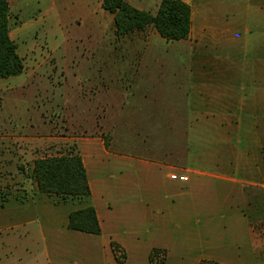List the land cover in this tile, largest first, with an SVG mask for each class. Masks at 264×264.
Here are the masks:
<instances>
[{"label":"crops","instance_id":"1","mask_svg":"<svg viewBox=\"0 0 264 264\" xmlns=\"http://www.w3.org/2000/svg\"><path fill=\"white\" fill-rule=\"evenodd\" d=\"M30 1L38 6L42 2L9 0L10 34L21 57L17 38L22 26L17 23L14 32L12 28ZM54 1L61 18L71 12L99 26L108 20L115 33L114 16L103 8V0ZM183 1L191 5L188 0ZM239 1L232 3L231 27L220 25L218 12L201 9V27L197 33L192 9L190 35L178 40L186 44L172 48L188 54L189 60L167 64L174 70L184 67L182 87L168 88L170 107L144 108L160 95L152 85L153 77L146 81L149 87L133 84V89L125 90L127 104L118 115L113 114L114 124L106 130L113 133L108 146L103 132L81 125H75L77 130H70L69 126L49 130L54 131L51 137L13 135L8 140L6 147H11L8 151L15 150L25 160L38 150L65 149L82 156L91 188V204L101 225V234L80 231L82 235L77 238L79 250L88 260L94 258L100 243L102 258L109 264H151L150 255L155 248L166 251L164 264L172 258L178 264L203 261L264 264V32H257L252 25L256 21L264 22V0L248 3L246 7L241 5L244 0ZM128 2L148 11L139 0ZM160 3L157 0L156 11ZM217 4L220 12L228 9L222 3ZM242 21L247 23V28L236 26ZM148 33L147 28L139 29L121 35L120 39L129 36L147 39V44L135 46L151 45L150 36L163 41L155 28L150 36ZM196 37L198 42L194 43L192 39ZM25 52L28 61L23 59L24 72L0 78V89L13 86L14 77L31 73L26 70L27 64L36 68L42 63L40 58L31 57L34 52L31 47ZM30 61L35 65H30ZM115 69L128 67L118 64ZM91 94V100H95V91ZM132 102L141 104L134 106ZM130 133L136 142L128 140ZM152 133L165 134L168 138L146 140ZM141 135L143 141L138 139ZM11 157H6V161L12 162ZM167 170L172 171L170 177L187 175L188 180L171 178L172 184L162 188ZM7 173L10 175L1 178L0 187L5 189V184H10L6 196L9 209L25 214V204L20 199L33 200L55 226L64 223L66 216L69 218L77 209L71 200L55 203L39 191L37 181L28 182L18 171ZM162 189H166L165 195ZM60 207H65V214ZM27 224L0 221V233H7L6 239L0 241V261L13 260L17 255L21 259L35 250L32 240L26 239L30 233ZM43 241V251L48 256H58L63 249L62 235L58 232L44 235ZM113 242L126 254L122 263L115 257Z\"/></svg>","mask_w":264,"mask_h":264},{"label":"rangeland","instance_id":"2","mask_svg":"<svg viewBox=\"0 0 264 264\" xmlns=\"http://www.w3.org/2000/svg\"><path fill=\"white\" fill-rule=\"evenodd\" d=\"M139 1L145 5L148 11L157 12V0ZM188 1L194 12L196 33L201 27L202 11L205 9L214 13L218 12L217 19L220 20V25L231 27L233 21L232 3L235 0ZM257 1L244 0L241 5L246 7L248 3L254 4ZM29 3L30 5L18 15V22L12 30L14 32L17 23L18 26H22L17 43L25 62L28 61L25 49L31 47L34 50L30 54L31 57L40 58L42 63L37 64L36 68H29L27 64L26 70H30L31 73L27 71L26 75L22 77H14L12 79L13 86L0 89V180L2 177L10 175L7 171L15 170L27 178L28 182L34 183L36 179L33 168L36 159L67 154L70 151L65 149L38 150L31 159L25 160L20 154H16L15 150L8 151L11 147L6 146L10 143L8 140L11 136L51 137L56 129L62 128L61 126H69L70 130H77L78 127L76 128L75 125H81L83 128L103 132L101 135L105 143L108 141L109 144L113 139V133L106 130L111 129L110 126L114 124L116 118L113 114L118 115L120 108L127 104L124 97L126 96L125 90L133 89V84V86L149 87L150 84L146 85V81L153 77L152 85L154 84L155 88H158L159 92L157 93L160 95H156L155 102L149 103L144 108L168 109L171 104L167 99L169 97L168 88L182 87L184 67L174 70L167 64L175 61H188L189 56L172 49L174 46L186 44L185 41L182 43L178 40L167 41L160 37L163 39L162 41L150 36L152 31L154 32L153 26L146 27L151 45L135 46V44H147V39L135 36L120 39V36L114 33L108 20L99 26L92 20L79 19L71 12H67L61 18V14L56 10L57 4L54 0H42L40 6L36 5L34 1ZM217 3H222V7L228 9L220 12L217 10ZM252 25L257 32H264L263 21L253 22ZM236 26L240 29L247 28V23L245 21L237 22ZM13 36L15 37L14 34ZM192 40L197 43L198 37ZM33 64L30 61V65ZM118 64L127 66L128 69H115ZM140 64L143 67L138 68L137 65ZM149 73L150 75H148ZM94 91L96 98L91 100L93 96L91 93ZM132 103L134 106L141 104V102ZM74 114L75 116L72 117ZM65 134L67 133H63V135ZM132 135V133L129 134L128 140L136 142ZM167 138L168 136L166 137L165 134L152 133L146 140L164 141ZM138 139L143 141L144 138L141 135ZM123 151L127 152V149H123ZM8 156H12V162L6 161ZM170 172L172 171L167 170L164 173L165 180L161 182L162 188L170 186L172 180H179L173 178L171 180ZM5 186V189L0 187V221L5 224L28 223L26 227L30 228V233L26 235V239L32 240V250H35L30 255H23L21 259H18L17 255L13 260L0 261V264H109L105 258H102L100 243H97V251L93 259L88 260L82 256L81 250H79L81 245L77 243V238L82 233L64 225L69 219L68 216L64 223L61 221L55 226L41 212L40 204L36 205L33 200L27 201V203L20 199L25 204L23 205L27 211L25 214L9 209L10 207H7L9 205L6 204V196L9 194L10 184L6 183ZM162 194H166V189H162ZM51 198L57 204L66 203L64 201L56 202L55 197ZM13 200V198L9 200L10 204ZM68 200L74 201L77 209L86 206L85 199L69 198ZM59 210L66 213L65 207H60ZM52 232L62 235L63 249L58 256L55 254L48 256L43 251L44 235L49 236ZM6 236L7 233L2 231L0 241L5 240ZM23 238L24 236L20 239ZM168 264H178V261L172 258Z\"/></svg>","mask_w":264,"mask_h":264},{"label":"trees","instance_id":"3","mask_svg":"<svg viewBox=\"0 0 264 264\" xmlns=\"http://www.w3.org/2000/svg\"><path fill=\"white\" fill-rule=\"evenodd\" d=\"M103 8L114 16L117 36L153 26L167 41L187 39L191 32L192 8L183 0H161L156 13L138 9L128 0H103ZM9 0H0V78L17 76L24 72L23 57L10 34ZM108 146V141H106ZM34 177L40 192L55 197L56 202L69 198L85 199L86 206L69 214L68 228L95 235L101 234V225L95 207L91 204V188L82 156L75 151L58 156L38 158L34 163ZM118 262L126 254L112 243ZM166 251L155 248L150 255L151 264H164ZM201 264H215L203 261Z\"/></svg>","mask_w":264,"mask_h":264},{"label":"built area","instance_id":"4","mask_svg":"<svg viewBox=\"0 0 264 264\" xmlns=\"http://www.w3.org/2000/svg\"><path fill=\"white\" fill-rule=\"evenodd\" d=\"M171 178L179 179L181 181H187L188 180V176L187 175H179V174H172Z\"/></svg>","mask_w":264,"mask_h":264}]
</instances>
